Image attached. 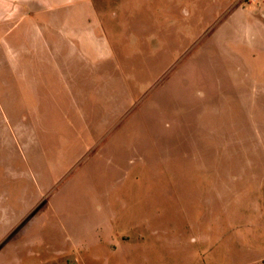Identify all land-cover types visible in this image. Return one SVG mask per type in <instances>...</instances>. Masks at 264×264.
<instances>
[{
	"label": "rangeland",
	"instance_id": "374dc122",
	"mask_svg": "<svg viewBox=\"0 0 264 264\" xmlns=\"http://www.w3.org/2000/svg\"><path fill=\"white\" fill-rule=\"evenodd\" d=\"M90 3L66 78L0 50V264H264V0Z\"/></svg>",
	"mask_w": 264,
	"mask_h": 264
},
{
	"label": "crops",
	"instance_id": "0c3cea01",
	"mask_svg": "<svg viewBox=\"0 0 264 264\" xmlns=\"http://www.w3.org/2000/svg\"><path fill=\"white\" fill-rule=\"evenodd\" d=\"M92 14L90 0H0V50L12 53L10 62L16 70L36 62L50 72L62 70L66 78L68 62L77 54L79 60L93 62L82 50L100 35L90 27ZM40 17L45 18L41 24ZM67 46L74 56H67Z\"/></svg>",
	"mask_w": 264,
	"mask_h": 264
}]
</instances>
